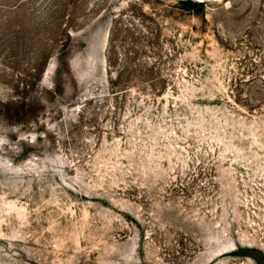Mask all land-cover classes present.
I'll use <instances>...</instances> for the list:
<instances>
[{"label":"rangeland","instance_id":"rangeland-1","mask_svg":"<svg viewBox=\"0 0 264 264\" xmlns=\"http://www.w3.org/2000/svg\"><path fill=\"white\" fill-rule=\"evenodd\" d=\"M0 264H264V0H0Z\"/></svg>","mask_w":264,"mask_h":264},{"label":"trees","instance_id":"trees-1","mask_svg":"<svg viewBox=\"0 0 264 264\" xmlns=\"http://www.w3.org/2000/svg\"><path fill=\"white\" fill-rule=\"evenodd\" d=\"M110 32L112 33V30H110ZM111 33L109 34V40L107 44L106 66L109 68H113V71H111L110 74L114 73V79H117L125 71L126 66H125V63H122V64L120 63L118 65H115L116 61L113 55V45H112ZM2 105H3L5 112H8V110H10L8 108L7 103H2Z\"/></svg>","mask_w":264,"mask_h":264}]
</instances>
